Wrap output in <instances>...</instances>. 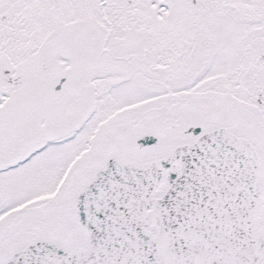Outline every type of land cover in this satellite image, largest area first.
Masks as SVG:
<instances>
[{
  "label": "snow or ice",
  "instance_id": "obj_1",
  "mask_svg": "<svg viewBox=\"0 0 264 264\" xmlns=\"http://www.w3.org/2000/svg\"><path fill=\"white\" fill-rule=\"evenodd\" d=\"M0 264H264V0H0Z\"/></svg>",
  "mask_w": 264,
  "mask_h": 264
}]
</instances>
